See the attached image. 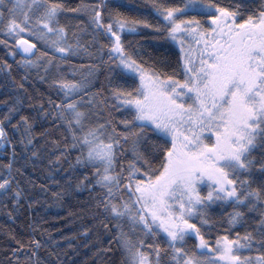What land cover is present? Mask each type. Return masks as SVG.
I'll list each match as a JSON object with an SVG mask.
<instances>
[{"label": "snow or ice", "instance_id": "snow-or-ice-1", "mask_svg": "<svg viewBox=\"0 0 264 264\" xmlns=\"http://www.w3.org/2000/svg\"><path fill=\"white\" fill-rule=\"evenodd\" d=\"M148 3L150 10L140 11L122 10V0H81L76 7L65 0H0V45L13 58L20 54L16 63L26 71L68 64L74 77L71 57L99 58L107 69V96L91 93L99 64L87 65L82 79L61 74L52 81L59 100L49 97L51 111L43 103L40 111L66 135L62 145L51 141V170L62 164L91 170L76 186L100 189L94 219L113 233L126 264H264V0ZM68 12L87 16L81 31L91 29L89 44L75 31L69 39L61 23ZM125 33L171 42L175 67L166 72L144 61V46L130 50ZM11 67L0 71L10 74ZM22 103L17 97L0 118V148L12 145L13 160L5 122L20 133L25 152L41 155L30 118L11 123ZM84 104L107 109L109 117L112 109L121 112L122 129L112 118L90 123ZM129 152L130 159H119ZM4 167L0 197L11 193L18 203L12 162ZM215 208L223 210L218 217ZM17 243L14 255L25 249ZM31 244L25 264L41 246Z\"/></svg>", "mask_w": 264, "mask_h": 264}, {"label": "trees", "instance_id": "trees-1", "mask_svg": "<svg viewBox=\"0 0 264 264\" xmlns=\"http://www.w3.org/2000/svg\"><path fill=\"white\" fill-rule=\"evenodd\" d=\"M86 2L94 3L95 0H86ZM122 2L126 6L122 10L128 8L150 10L148 0H122ZM168 2L178 4L180 0H168ZM247 2L258 6L260 0H247ZM65 3L69 7H76L81 0H65ZM87 21V16L72 12L65 13L61 18V23L67 25L69 39H72V33L75 31L81 43L86 45L92 40L89 34L91 29L88 32L81 31L87 26ZM0 39L5 37L0 35ZM123 39L130 50L143 45V60L149 64L155 62L157 67L166 72H171L175 67L178 50L171 42L162 39H144L128 33L124 34ZM101 42L105 43L106 40L101 38ZM13 43L14 41L9 40V45ZM38 47L42 48L39 44ZM96 47L98 45L92 46L91 50L95 51ZM8 51L9 49L4 45H0V68L5 63L12 65L10 74L0 71V118L7 111V107L20 97L23 103L17 106L19 112L14 115L11 123H17L20 115L30 118L34 143L41 155L32 157L30 151L25 152L19 143L20 133L14 131L5 122L9 138L15 145L16 156L13 160L12 145L6 144L0 148V176L8 175L4 166L11 161L13 188H19L22 196L18 203L14 202L11 193L6 198L0 197V264H17V259L19 264H25L31 256L30 249L34 247L31 244L32 240H38L41 246L36 249L37 255L31 257L30 264H36V261H39V264H126L125 256L115 242L113 233L106 232L98 220L94 219L97 212L95 202L100 189L92 192L88 188L78 189L76 186L78 181L83 179L84 174L91 178V170L76 168L74 171H67V164H62L59 171L51 170L49 164L51 141H59L62 145L66 132L63 127H58L50 119H45L40 111L41 103L46 110L51 111V105L48 104L49 97L59 100L61 94L52 84L54 79H58L61 74L68 79H82L89 71L86 67L89 64L100 65L92 80L91 93L100 92L102 96H107L106 66L100 63L99 58L71 57L70 63L76 67L74 77L68 64L61 65L59 71L54 66L48 72L43 68L26 71L16 63L21 58L20 54L13 58L8 55ZM104 59L107 60V50ZM80 65L85 67L81 68ZM20 84H23V88L18 87ZM87 98L86 96L85 99ZM81 110L88 114L90 123H95L98 119L112 118L118 129H122V125L118 124L122 113L115 109L111 110V117L108 116L107 109L99 112L87 104L82 105ZM130 158L129 152L119 159ZM124 166L126 167L127 164L125 163ZM213 211L218 217L223 210L215 208ZM85 230H88L87 235L84 234ZM237 230L243 231L242 228ZM17 241L23 243L25 249L14 255L12 249L19 247Z\"/></svg>", "mask_w": 264, "mask_h": 264}, {"label": "rangeland", "instance_id": "rangeland-1", "mask_svg": "<svg viewBox=\"0 0 264 264\" xmlns=\"http://www.w3.org/2000/svg\"><path fill=\"white\" fill-rule=\"evenodd\" d=\"M39 44V43H38ZM40 46H42L41 44H39ZM43 47V46H42Z\"/></svg>", "mask_w": 264, "mask_h": 264}]
</instances>
